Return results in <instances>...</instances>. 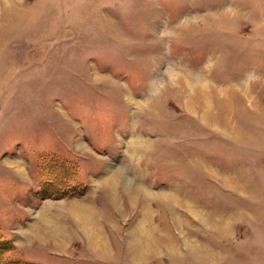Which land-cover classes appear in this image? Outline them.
Returning a JSON list of instances; mask_svg holds the SVG:
<instances>
[{
    "label": "rangeland",
    "instance_id": "374dc122",
    "mask_svg": "<svg viewBox=\"0 0 264 264\" xmlns=\"http://www.w3.org/2000/svg\"><path fill=\"white\" fill-rule=\"evenodd\" d=\"M24 263L264 264V0H0V264Z\"/></svg>",
    "mask_w": 264,
    "mask_h": 264
},
{
    "label": "crops",
    "instance_id": "0c3cea01",
    "mask_svg": "<svg viewBox=\"0 0 264 264\" xmlns=\"http://www.w3.org/2000/svg\"><path fill=\"white\" fill-rule=\"evenodd\" d=\"M17 173H20V170H18L17 171ZM86 200V199H85ZM84 200V201H85ZM87 202H89V201H86V203ZM44 210V209H43ZM44 212V211H43ZM42 223V222H41ZM63 229H65V225L62 227ZM86 231V230H85ZM87 232V231H86ZM26 234H28V233H26ZM103 237V235H102V233L100 234V238H102ZM55 239H57L58 241L55 243L54 241H48V243H46V244H48V245H52L53 246V244H57V246L58 247H64L65 248V250H66V247L67 248H69V246H71L72 244H74V241H71V238H69V237H67V234H65L64 233V237H55ZM97 239V238H96ZM96 239H94L95 241H97ZM73 240V239H72ZM85 240H87L86 241V244L87 245H90V246H92L93 244L95 245L96 243H95V241L94 240H92V239H90L89 238V236H88V238H85ZM41 241V240H40ZM93 241H94V243H93ZM99 241V240H98ZM103 241V240H102ZM29 242V246H33V245H37V243H38V240H36V239H30V241H28ZM45 243V242H44ZM25 245V244H24ZM33 251V250H32ZM30 253H32V252H30ZM33 254V253H32ZM31 254V255H32ZM64 258V257H63ZM32 260L30 261V262H32V261H34V258H31ZM65 259H66V257H65ZM27 262H29V261H27ZM24 264H28V263H24Z\"/></svg>",
    "mask_w": 264,
    "mask_h": 264
},
{
    "label": "trees",
    "instance_id": "16d2710c",
    "mask_svg": "<svg viewBox=\"0 0 264 264\" xmlns=\"http://www.w3.org/2000/svg\"><path fill=\"white\" fill-rule=\"evenodd\" d=\"M71 194V193H70Z\"/></svg>",
    "mask_w": 264,
    "mask_h": 264
}]
</instances>
